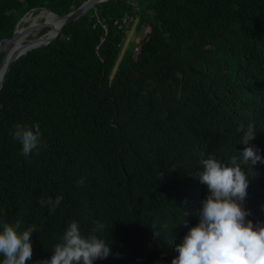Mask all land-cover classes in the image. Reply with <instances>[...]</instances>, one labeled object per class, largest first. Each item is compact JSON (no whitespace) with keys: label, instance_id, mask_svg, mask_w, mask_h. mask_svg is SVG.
Here are the masks:
<instances>
[{"label":"trees","instance_id":"16d2710c","mask_svg":"<svg viewBox=\"0 0 264 264\" xmlns=\"http://www.w3.org/2000/svg\"><path fill=\"white\" fill-rule=\"evenodd\" d=\"M85 1L0 0V41L32 11L65 16ZM131 29L139 42L125 49ZM17 123L40 125L38 155H22ZM250 124L244 145L237 128ZM247 146L264 157V0L104 2L17 60L0 91V230L36 226L26 264L51 259L72 221L108 243L94 264H171L209 195L192 176L199 154L239 162ZM241 167L258 221L264 163ZM58 195L50 214L39 201Z\"/></svg>","mask_w":264,"mask_h":264},{"label":"clouds","instance_id":"9594fccd","mask_svg":"<svg viewBox=\"0 0 264 264\" xmlns=\"http://www.w3.org/2000/svg\"><path fill=\"white\" fill-rule=\"evenodd\" d=\"M241 133V143L249 145L255 139L254 125L237 128ZM12 138L22 145V155L28 157L35 152L39 154L45 144L40 125L29 126L17 123L11 131ZM254 146H247L238 157H231L230 163L218 160L214 155L201 152L202 166L194 176L207 186L209 195L202 200L198 210L199 222L188 228L182 240L176 244L174 251L178 256L171 264H264V201L259 205L258 221L247 219L250 213L244 202L248 196L249 177L241 164L252 166L264 163V157L258 154ZM78 184L84 183L82 177ZM63 200L62 195L40 199V205L48 206L50 214L55 212ZM187 203V201H185ZM184 211L185 217L189 215ZM99 224V222H98ZM188 227V222L183 223ZM103 228V224H99ZM21 221L14 224L4 223L0 230V254L3 264H26L32 259V234L36 226L31 225L19 231ZM93 229L92 234L82 235L79 224L72 221L64 231L60 242L53 250L51 259L37 261L36 264H94L97 259H105L111 254L108 243L98 238ZM158 235V233H156Z\"/></svg>","mask_w":264,"mask_h":264},{"label":"water","instance_id":"95a60500","mask_svg":"<svg viewBox=\"0 0 264 264\" xmlns=\"http://www.w3.org/2000/svg\"><path fill=\"white\" fill-rule=\"evenodd\" d=\"M110 0H86L79 8L70 12L65 16H59L50 10L47 11L53 17L57 19V24L48 22L46 19L39 24H30L23 28H20L22 23L29 17L33 16L35 11L26 14L22 20L17 24L15 32L12 37L6 38L0 41V56L4 54V59L2 66L0 68V91L4 88L5 82L9 77L12 67L17 60L21 57L27 55L29 52L46 47L54 42L65 30V28L81 19L85 16L91 9L97 7V5L102 4ZM38 15V14H37ZM48 29V31L42 35L38 36L39 33ZM33 36L24 44H19V41L25 37Z\"/></svg>","mask_w":264,"mask_h":264},{"label":"bare ground","instance_id":"6f19581e","mask_svg":"<svg viewBox=\"0 0 264 264\" xmlns=\"http://www.w3.org/2000/svg\"><path fill=\"white\" fill-rule=\"evenodd\" d=\"M43 19V21L46 19L48 22H52L53 24H57V19L55 18V17H53L50 13H48L47 11H43V12H40V13H38V15L34 18V15L33 16H29L25 21H24V23L25 24H39L40 22V20H42ZM42 23V22H41ZM23 27H25V25L24 26H20V28H23ZM41 33V32H40ZM31 38V37H30ZM29 40V37H25V38H23V39H21L20 41H19V44H24V43H26L27 41Z\"/></svg>","mask_w":264,"mask_h":264},{"label":"rangeland","instance_id":"374dc122","mask_svg":"<svg viewBox=\"0 0 264 264\" xmlns=\"http://www.w3.org/2000/svg\"><path fill=\"white\" fill-rule=\"evenodd\" d=\"M37 14L38 13H34V18L37 16ZM40 23L41 22H43V19L42 20H40L39 21ZM28 26L29 24L27 23V24H25V23H22V25L21 26ZM31 38L33 37V36H30ZM29 37V39H31ZM137 43V42H139V34L137 35L136 34V32H135V29H131L130 31H129V33H128V37H127V41H126V45H125V49L128 47V46H130L131 44H133V43ZM136 49V51L138 50L137 48H135Z\"/></svg>","mask_w":264,"mask_h":264},{"label":"built area","instance_id":"2783aa9c","mask_svg":"<svg viewBox=\"0 0 264 264\" xmlns=\"http://www.w3.org/2000/svg\"><path fill=\"white\" fill-rule=\"evenodd\" d=\"M131 22H132L131 20H129L128 18H126V19H124V20L122 21L121 24H118V23H117V25L119 26V30H127L128 27L130 26V23H131Z\"/></svg>","mask_w":264,"mask_h":264}]
</instances>
